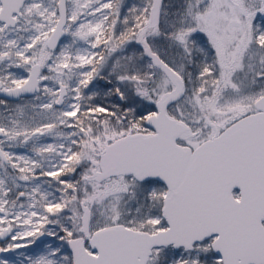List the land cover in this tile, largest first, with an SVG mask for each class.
I'll return each mask as SVG.
<instances>
[{"label": "snow or ice", "instance_id": "obj_1", "mask_svg": "<svg viewBox=\"0 0 264 264\" xmlns=\"http://www.w3.org/2000/svg\"><path fill=\"white\" fill-rule=\"evenodd\" d=\"M0 264H264V0H0Z\"/></svg>", "mask_w": 264, "mask_h": 264}]
</instances>
